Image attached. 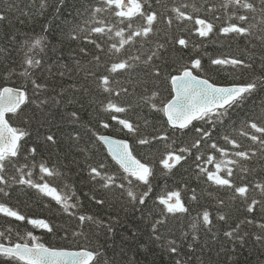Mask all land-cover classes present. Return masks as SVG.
<instances>
[{
	"label": "trees",
	"instance_id": "obj_1",
	"mask_svg": "<svg viewBox=\"0 0 264 264\" xmlns=\"http://www.w3.org/2000/svg\"><path fill=\"white\" fill-rule=\"evenodd\" d=\"M9 3L13 5L11 11L8 10ZM221 3L222 0H159V3L157 0H149L146 7L160 14L154 25V33L148 38L136 37L134 42L126 45L119 54H116L108 52L110 44L117 43L119 40L114 36V31L118 28H125L127 35L137 26H144L141 18L133 20V29H128V21L121 24L113 15L115 9L98 13L97 19H103L115 25L113 32L103 38L92 34L91 39L103 45L104 50L101 51L84 39L87 29L94 26L92 23L85 24L84 21L90 20L94 7L106 8L102 0H63L62 4L59 0H48L49 6L43 10L39 7V0L31 7H29V0L0 2V11L8 16V20L0 22V49L6 50L0 51V89L3 87L21 88L30 97L19 112L9 117V122L13 127L28 132L22 140L25 151L18 158L20 164H35V167L25 169V171L31 170L32 179L41 183L38 165L43 162L48 167H55L64 179L56 180L54 184L59 188H63L65 183L72 186L73 199L80 203V208L75 210L78 214H91L105 223L111 222L115 225V233L112 235H107L99 229H95V234L90 235L88 239L83 235H73L74 232L81 231L76 227L77 221L69 220L67 214L59 210L60 206L55 201L43 196L36 189L12 183L10 179V186L0 185L8 192L7 196L0 193V203H5L26 217L46 219L56 225L57 230L48 233L45 230L34 228L27 223V220L16 221L14 218L0 214V231L13 229L11 239L0 237V243L6 245L14 242L23 243L20 236L31 231L40 242L52 248L80 250L103 246L107 252L106 258H115L118 264H129L130 261L135 264H171L167 253L161 251V242L154 241L150 236L149 224L151 215L163 208L157 197L167 192L180 191L190 212L180 216L179 219L169 218L168 224L174 229V235L164 232L165 242L168 239H177L178 242L182 240L181 231L187 232L189 236L194 233L200 235L201 239L191 264H200L201 260L203 264H237V262L238 264H264V249L255 244L251 237L245 245L237 246L223 236V232L228 230L229 226L234 227V222L242 220L246 215L264 223L259 209L254 215L246 213L239 198L231 200L229 190L219 189L207 182L196 167V155L203 154L200 163L209 170H214V165L203 163L207 155H215L217 160L225 159V157L209 147L212 141H204L199 149L193 148L190 155L184 153L186 160L171 172L165 170L159 163L164 154L190 146V142L197 137L191 129L187 132H172L166 124V117L151 109L143 99L150 97L153 92L159 93L153 101L155 103L159 104L161 101L170 99L173 93H171L168 77L178 75L182 67L190 66L191 60L195 58L201 59L205 69L203 72L196 70V74L209 78L220 86L243 83L253 76L264 74L261 66L262 58H264V45L257 39L262 35L259 29L256 30L255 35L251 36H235L234 34L225 36L219 33V28L226 26L229 22L240 23L235 17L229 21L228 13L236 12L238 15L245 14L250 17L255 14L234 6H229L226 12L220 6ZM182 5H187L186 8L182 7V10L194 17L199 16L212 20L216 25V31L208 38H201L192 31L196 27L193 21H177L172 9ZM213 6L214 11H208ZM57 7L60 8L59 12L56 10ZM85 8L88 10L85 11ZM194 8L199 11H194ZM22 11L29 12L30 15H22ZM42 11L43 14H41ZM169 18L173 20L172 25L167 24ZM76 24H79L80 28L85 31L82 32L79 29L72 31ZM45 25L49 28L48 33L43 31ZM69 33L77 38L71 39ZM37 35L47 37V47L43 51L40 48L29 51ZM13 36L14 41L11 39ZM181 37L189 41L188 47L185 48L176 43ZM160 44H164L165 47L161 49ZM81 48H86L87 53H81ZM153 52H157L160 58L154 57L151 65L146 67L144 61ZM26 54L41 60V65L30 71L33 73L31 79L48 85L42 93L34 92L29 78L21 75L23 69L28 67L24 64ZM94 56L100 57L99 62L93 59ZM135 56H139L140 61L130 60V63L135 65L134 68L113 77L111 93L98 87L99 82L96 76L90 75V73H96L97 76L107 75L106 68L112 62ZM218 57L247 59L250 63L254 62L253 68L211 65V59ZM153 65L160 68L159 77L152 74ZM5 68L15 69L10 78L5 73ZM61 72H64V75H60ZM123 89L128 91L124 92ZM116 92L120 95L117 96ZM38 97L40 100L47 99L49 103L41 106ZM53 99L59 103L53 104L51 102ZM109 100L125 107L132 105L129 111L117 115L139 125L140 131L136 136L129 134L126 130L122 131L121 126L110 119V113L103 111V106ZM261 102H264V91L258 92L244 106L232 109L231 119L225 121L229 133L240 140L245 148L249 147L251 142L239 136L238 132L233 130V124L236 128L242 127L240 122L252 116L254 111H258L254 106ZM73 111L78 113V121L71 120L70 114ZM100 121L108 122L111 126L103 128ZM145 121L148 123L146 124ZM193 127L207 128L209 125L203 121H196ZM77 132L80 135L79 140L72 138ZM162 133H168L170 138L153 141L151 145L137 143L138 138L159 136ZM224 134V128L218 127L213 131L212 139L218 140L221 146L231 148L230 145H225L223 139L220 138ZM48 135H53L56 143L48 142L46 140ZM97 135L128 141L134 155L142 162L153 166L155 172L153 190L149 194V199L146 201L147 208H144L143 212L140 210L143 206L133 209L126 199L118 200L119 189L111 188L101 192L99 178L97 180L91 178L89 166L98 167L104 164L106 167L103 171L114 175L118 184L127 185V182L123 180L125 174L112 160L104 144L97 139ZM32 147L37 150L35 157L26 161L24 156H27V150ZM235 150L232 149V151ZM230 158L234 157L230 156ZM248 167L254 168L255 171L247 174L241 172L238 167L236 168L234 179L237 184L250 180L264 182V162L254 160ZM8 175L10 178L17 174L14 170H10ZM242 176L247 179L242 180ZM193 189L198 197L197 201L191 200ZM97 193L103 195L108 201L104 207L96 205L90 199ZM114 193L116 195H113ZM250 195L257 200L264 199L258 189L253 190ZM219 199H224L227 206L221 209L217 204ZM205 209L209 210L214 217H217L220 211L229 215L227 223L215 219L212 232H207L198 218V213H202ZM146 216L149 219H146ZM194 222L197 224L196 229L191 227ZM242 228L243 231L249 233L258 231L251 225L242 226ZM65 229L68 230L67 235ZM15 233H19V236ZM213 233L217 236L215 241L211 239ZM27 242L32 243L30 239ZM188 242L184 241L185 244ZM205 245H210V247ZM201 246H205L203 251L200 250ZM121 251L124 253L123 258L120 257ZM4 259L0 257V264Z\"/></svg>",
	"mask_w": 264,
	"mask_h": 264
},
{
	"label": "snow or ice",
	"instance_id": "obj_2",
	"mask_svg": "<svg viewBox=\"0 0 264 264\" xmlns=\"http://www.w3.org/2000/svg\"><path fill=\"white\" fill-rule=\"evenodd\" d=\"M0 2H7V0H0ZM37 0H29V7L36 3ZM62 4L63 0H59ZM105 7H94L91 12L90 20H85V24L92 23L94 26L87 29V35L84 39L90 44H93L97 49L103 51V45L98 43L97 40L91 39L92 34L103 38L109 33H112L115 29V25L110 22H106L103 19H97L98 13H102L108 10L115 9L113 15L118 18L119 23L123 24L128 21L127 28L133 29L132 21L141 18L144 21V26H137L134 30L130 31L126 35L125 28H118L114 31V36L118 37L117 43L110 44L108 48L109 53L119 54L126 45L134 42L136 37L148 38L154 33V25L157 23L160 14L157 11L151 10L148 5L149 0H102ZM159 3V0H157ZM48 0H39L40 9H46L48 7ZM227 12L229 6H234L238 9L246 10L247 12L255 15L249 16L245 14H237L236 12L228 13V20L233 17L240 23L229 22L226 26L219 28V33L225 36L234 34L235 36H251L255 35L257 29L262 33L257 37L264 45V0H222L220 5ZM181 7H174L172 11L175 13V19L177 21H193L194 27L192 31L198 34L201 38H208L216 31V25L212 20L194 17L193 15L182 10ZM13 5L9 3L8 10L11 11ZM57 12L60 8L57 7ZM88 9L85 8V11ZM199 11L198 9H193ZM208 11H214V6L209 8ZM22 15L28 16L29 12H23ZM43 14V11L41 12ZM219 19V17H216ZM8 20V16L0 11V22ZM173 20L167 19V24L172 25ZM247 25V26H245ZM80 28L79 24H76L72 31ZM43 31L49 32V28L45 25ZM71 39H76L75 35L69 33ZM111 38V37H110ZM13 41L15 37L11 38ZM47 37L44 35H37L34 42L30 45L29 51L40 48L41 51L47 47ZM176 43L180 46L188 47L189 41L183 37L179 38ZM43 46V47H41ZM159 47L163 49L164 44H160ZM0 51H6L0 49ZM81 53H87L86 48L80 49ZM159 59V54L153 52L144 61L146 67L151 65L153 58ZM94 60L99 62L100 57L94 56ZM140 61L139 56L129 57L128 59H120L112 62L107 68V75L96 73H90V75L96 76L98 80V87L105 92L111 93L113 91L111 84L113 77L118 74L129 71L134 68L135 65L130 63V60ZM254 63V62H253ZM253 63H250L247 59L236 57H223L213 58L210 64L213 66L230 65L233 68L252 69ZM24 64L28 67L23 69L22 76L28 77L30 83L33 86L34 92H41L48 87L45 83H37L35 79H31L33 73L30 69L39 67L41 60L36 59L34 56H28L26 54ZM262 69H264V58L261 62ZM196 70L200 72L205 71L200 58L192 59L190 66L185 65L182 67L178 75H170L168 77L171 85V98L166 101H161L159 104L153 102L159 93L153 92L150 97L143 98L145 103L150 106L151 109L162 113L166 117V124L172 130V132H187L189 129L197 137L194 141L190 142V146L182 147L178 150L168 151L160 159L159 163L165 170L171 172L177 165H180L182 161L186 160L184 153L189 155L193 148L199 149L202 142L212 141L209 147L215 152L220 153L225 159L217 160L215 155H207L203 159L204 164H213L214 170H209L203 167L200 163L203 154L196 155V167L199 169V173L206 178V181L214 185L219 189H227L231 192L230 199H240L244 211L250 215H254L259 209L262 218H264V199L257 200L251 197V192L258 189L261 196L264 197V182L250 180L246 183L237 184L234 177L236 175V168L243 173L252 174L255 169L248 167L253 161L264 162V102L255 105V109L252 116L247 117L244 121H241L242 127L236 128L233 124V130L238 132L239 136L245 140L250 141L251 145L245 148L244 144L234 138L228 131L226 120L231 119V110L244 106L253 96L258 92L264 91V74L259 76H253L251 79L246 80L243 83L231 84L228 86H220L215 82H212L209 78H205L196 74ZM15 69L5 68V73L10 78ZM151 72L153 75L159 77L161 70L159 67L152 66ZM60 75H64L61 72ZM127 92V89H123ZM116 95H120L116 92ZM30 99L29 95L21 88L3 87L0 89V185L10 186L9 180L12 183H18L26 185L30 188L36 189L45 197L51 198L57 205L60 206L59 210L67 214L69 220L77 221L76 227L81 229L79 233H73V235H83L86 239L90 238V235L95 234V229H99L101 232H105L107 235L115 233V225L111 222L105 223V221L98 219L91 214H78L77 209L80 208L79 201L73 199L74 192H72V186L65 183L63 188H59L54 184L56 180H63L64 177L58 172L55 167H48L45 163L38 165L40 175V181L37 182L32 179L33 172L31 170L25 171L35 167V164L24 163L20 164L19 157L24 154L25 148L22 144V140L28 135V132L24 129L13 127L9 120L6 118L7 114H16L21 110V106L24 105ZM41 106H46L49 101L47 99L40 100L37 98ZM53 104L59 103V101L53 99ZM132 108V105L127 107L121 106L111 100L103 106V111L110 113V119L116 121L121 130H126L129 134L136 136L140 127L138 124H134L132 121L121 118L119 113H125ZM72 121H78L79 115L73 111L70 114ZM194 121H203L209 127H193ZM103 128H109L111 125L108 122L100 121ZM147 124L148 122L145 121ZM223 127L225 134L220 137L223 139L225 145H230L231 148L221 146L218 140H213V131ZM79 140V133H75L72 137ZM169 134L162 133L159 136H144L137 139V143L140 145H151L153 141L168 140ZM97 139L107 145V151L112 160L119 166L122 172L125 174L123 180L125 183H117L114 175H110L103 171L106 167L104 164H100L98 167L89 166L90 176L93 180L99 178V187L101 192L104 190L116 188L119 189L117 196L118 200H127V203L136 209L138 206H143L140 210L143 212L144 208H147L146 201L149 199V194L153 190V179L155 177L154 168L152 165L146 162H142L138 159L132 151L128 141L117 140L109 136L97 135ZM46 140L51 143H56V139L53 135H48ZM232 149H236L232 151ZM36 148L32 147L27 150V156H24L26 161L35 157ZM234 157V158H230ZM14 170L17 175H12L9 178V171ZM17 176L19 178H17ZM27 177V178H25ZM45 177L53 178L52 180ZM242 180H246L247 177L242 176ZM140 189H143L142 191ZM0 193L7 196L8 192L5 187H0ZM106 194V193H105ZM113 195H116L115 193ZM211 195V193H209ZM90 199L98 206L104 207L108 201L97 193L92 195ZM159 204L163 205V208L159 209L157 213H154L150 217L149 227L151 229L150 236L156 242H161V251L167 253L171 264H191V260L195 257L197 246L201 239L200 235L192 234L189 236L187 232L181 231V237L183 238L178 242L177 239H168L165 242L164 232H168L174 235V229L169 227V218L179 219L180 216L188 214L190 209L186 206L184 200L181 197L180 191L167 192L164 195L157 197ZM195 189L192 190L191 200L197 201ZM217 204L222 209L226 207L224 199H219ZM0 214L4 217L14 218L16 221H25L32 225L34 228L45 230L48 233L56 231V225L52 224L46 219L26 217L21 212L9 207L5 203H0ZM149 219L148 216L145 217ZM198 218L203 226V229L207 232H212L215 219L227 223L229 215L219 212L217 217L205 209L202 213H198ZM235 226H229L228 230L223 232V236L230 242L237 246L245 245L248 242V238L251 237L254 243L261 246L264 249V223L250 218L246 215L242 220L234 222ZM253 226L258 229L256 232H245L243 227ZM193 229L197 228V224L192 223ZM7 233V235H6ZM13 229L8 228L5 231H0V237L11 239ZM19 236V233H15ZM65 234H68V230L65 229ZM216 234L213 233L211 239L215 241ZM31 240L29 244L27 241ZM20 240L24 242H14L10 245L0 243V257L5 258L2 264H118L115 258H106L107 252L103 246L98 248H82L80 250L71 251L65 249H58L45 246L40 242L39 238L29 231L24 236H20ZM184 241H189L184 243ZM209 246L210 245H205ZM201 246L200 250L203 251ZM224 251V249H220ZM120 257H124L123 251L120 252ZM129 264H135L130 261ZM200 264H203L201 260ZM238 264V262H237Z\"/></svg>",
	"mask_w": 264,
	"mask_h": 264
},
{
	"label": "water",
	"instance_id": "obj_3",
	"mask_svg": "<svg viewBox=\"0 0 264 264\" xmlns=\"http://www.w3.org/2000/svg\"><path fill=\"white\" fill-rule=\"evenodd\" d=\"M173 94H174V93H173ZM24 105H25V104H24ZM24 105H22L21 108H22ZM10 115H13V114H12V113L7 114V117H6V118H7L8 120H9V116H10ZM195 122H196V121H194L193 124H194ZM112 138H113V137H112ZM114 139H116V138H114ZM117 140H120V139H117ZM128 143H129V142H128ZM103 144H104V143H103ZM129 145H130V147L132 148V146H131L130 143H129ZM104 146H105V148H106V150H107V147H108V146L105 145V144H104ZM132 151H133V149H132ZM107 152H108V151H107ZM108 154H109V153H108ZM133 154H134V153H133ZM110 157H111V156H110ZM71 251H76V250H71Z\"/></svg>",
	"mask_w": 264,
	"mask_h": 264
}]
</instances>
